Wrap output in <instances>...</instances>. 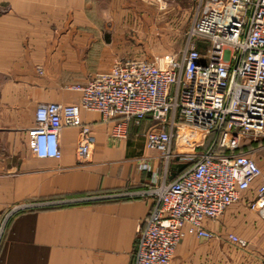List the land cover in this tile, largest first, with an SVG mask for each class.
<instances>
[{"label":"crops","instance_id":"obj_1","mask_svg":"<svg viewBox=\"0 0 264 264\" xmlns=\"http://www.w3.org/2000/svg\"><path fill=\"white\" fill-rule=\"evenodd\" d=\"M116 2L109 0L112 20ZM101 5V0H0V6L7 7L0 14V214L8 204L24 199H74L139 189L166 172L161 151L146 143V132L159 126L150 115L130 119L123 125L124 134L114 137L118 120L104 121L100 112L82 109L94 138L86 162L77 157V126L62 129L60 157H39L32 150L29 127L38 105L77 103L80 92L71 88L68 77L109 70L113 64L115 49L99 47V29L109 20ZM88 58L101 62L90 67ZM39 64L44 65L43 73L37 70ZM215 137V131L203 132L184 122L175 149L203 150ZM250 141L243 139L242 144ZM261 145L241 150H253L260 163L256 148ZM178 164L188 163L173 159L168 179L188 167L178 169ZM261 181L257 178L237 201L244 208ZM154 204V197H113L28 210L14 217L1 236L0 264H133L137 228ZM256 213L207 218L204 224L215 235L205 238L187 231L171 264H264V216ZM230 233L246 238L248 244L231 240Z\"/></svg>","mask_w":264,"mask_h":264},{"label":"built area","instance_id":"obj_2","mask_svg":"<svg viewBox=\"0 0 264 264\" xmlns=\"http://www.w3.org/2000/svg\"><path fill=\"white\" fill-rule=\"evenodd\" d=\"M193 2L194 16L182 49L164 58L116 57L109 70L91 73L85 81L70 85L80 92L77 103L41 102L29 127L31 147L39 157H60L62 129L79 127L77 157L86 162L94 138L82 109L100 112L104 121L118 120L114 137L124 134L123 125L130 119L140 121L150 115L159 126L146 132V143L161 151L166 166L163 178L153 177L139 189L16 204L6 212L0 239L9 216L21 207L92 198L154 197L155 204L137 228L133 264H171L187 231L214 236L204 221L216 219L243 198L257 178L262 181L248 205L264 216V168L253 150H239L248 136L254 141L264 139V0ZM184 122L203 132L215 131L211 145L178 152L175 141ZM172 159H183L189 165L168 179ZM229 238L248 244L236 233Z\"/></svg>","mask_w":264,"mask_h":264},{"label":"rangeland","instance_id":"obj_3","mask_svg":"<svg viewBox=\"0 0 264 264\" xmlns=\"http://www.w3.org/2000/svg\"><path fill=\"white\" fill-rule=\"evenodd\" d=\"M104 1L101 0L102 5L100 8L103 9L101 11H104L101 13L109 20H106L105 26L99 29L102 35L99 47L101 49H115V58L119 56L164 58L184 46L186 31L194 16L193 0H118L115 4L114 15L116 19L114 20H112L113 12L110 11L112 4L110 5L109 0H107V4ZM5 10H7V7L0 6V14ZM97 62H101V60L97 61L90 58L86 60L90 67ZM36 66L37 70L43 73L44 65L39 64ZM89 76L71 75L68 77L70 80L69 85L82 81ZM246 139L251 140L250 136L244 140ZM259 142L262 145L256 149L263 160V162H260L262 166V163L264 164V139ZM27 201L29 200L24 199L5 206L0 214V226L6 212L12 206L16 204L21 206ZM34 208L38 207H21L17 212L10 215L2 238L7 233L14 217ZM256 212L249 206L244 208L239 202H235L221 215H258Z\"/></svg>","mask_w":264,"mask_h":264},{"label":"trees","instance_id":"obj_4","mask_svg":"<svg viewBox=\"0 0 264 264\" xmlns=\"http://www.w3.org/2000/svg\"><path fill=\"white\" fill-rule=\"evenodd\" d=\"M258 144H260V142L259 141H254V140H251L249 143H246V144H242V146L239 148V150H241L242 148H247L248 146H250V145H253V146H255V145H258ZM218 149H219V151H221L222 150V148L221 147H218ZM222 151H224V152H227L226 150H222ZM189 164V163H188ZM188 164H178V169H181L182 168V170L185 168V167H187L188 166ZM184 167V168H183ZM174 171H178V170H175L174 169ZM181 172V171H180ZM179 174V173H178Z\"/></svg>","mask_w":264,"mask_h":264}]
</instances>
